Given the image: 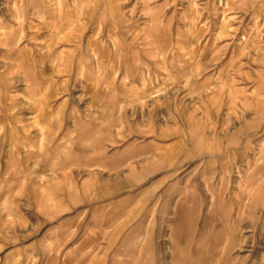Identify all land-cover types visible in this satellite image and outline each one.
I'll return each instance as SVG.
<instances>
[{
  "label": "rangeland",
  "instance_id": "obj_1",
  "mask_svg": "<svg viewBox=\"0 0 264 264\" xmlns=\"http://www.w3.org/2000/svg\"><path fill=\"white\" fill-rule=\"evenodd\" d=\"M30 2L0 0V264H264V0H118L98 34L94 0L52 52Z\"/></svg>",
  "mask_w": 264,
  "mask_h": 264
},
{
  "label": "crops",
  "instance_id": "obj_2",
  "mask_svg": "<svg viewBox=\"0 0 264 264\" xmlns=\"http://www.w3.org/2000/svg\"><path fill=\"white\" fill-rule=\"evenodd\" d=\"M30 10L33 11V16L36 18H30V20L33 22L32 27L35 29L30 35H33L35 38H40V36H45L48 39V44H46V48L48 51L52 52V43L51 41H56L57 39H62L63 41H69L72 40L71 37L76 32V38L75 41L76 46H81L82 44V29L81 24L79 25L78 20V12H91V14H94L95 7L93 6L94 0H54L55 5L53 7H50L51 3L47 2L46 0H30ZM100 10H101V18L100 22L93 28V31L98 34L100 27H107L114 23L116 20L115 18H112L110 16L105 15V11L108 13L112 9H115L116 7L119 8V6H116V3L118 0H98ZM79 4L83 5V8L80 9L78 7ZM79 8V9H78ZM42 13V17L40 14ZM23 14L21 15V17ZM20 17V16H19ZM81 20L83 21V17L81 16ZM72 26V28H71ZM17 26H15L13 29H15ZM8 31V30H7ZM5 31V32H7ZM5 41L8 42V44H12L13 41H16L19 39V36H15L14 33L11 31L10 33H4ZM105 43V44H103ZM43 47V46H42ZM82 47V46H81ZM50 48V49H49ZM109 52V47L106 44V42L103 40L102 43H99L97 40H89L86 51L91 52L92 59H95L98 63L100 58H103L101 55L105 52ZM47 54V53H46ZM48 56V55H47ZM64 57V56H62ZM35 57L30 56V63L36 61L34 59ZM60 59V57H59ZM33 66H30V69H32ZM35 69L33 75L36 77V80L39 84L38 89L43 88L45 91H50V83H48L47 75V68L44 69L42 66H37ZM46 102H43V109H39L40 103L37 101L36 109L42 113L45 111V104ZM157 153V152H156ZM160 154L163 156V154L160 152ZM171 165L170 167H173Z\"/></svg>",
  "mask_w": 264,
  "mask_h": 264
}]
</instances>
